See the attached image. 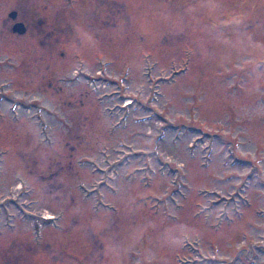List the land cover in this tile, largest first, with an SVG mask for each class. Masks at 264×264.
I'll return each instance as SVG.
<instances>
[{
	"label": "rangeland",
	"instance_id": "rangeland-1",
	"mask_svg": "<svg viewBox=\"0 0 264 264\" xmlns=\"http://www.w3.org/2000/svg\"><path fill=\"white\" fill-rule=\"evenodd\" d=\"M220 262L264 264V0H0V264Z\"/></svg>",
	"mask_w": 264,
	"mask_h": 264
},
{
	"label": "water",
	"instance_id": "water-1",
	"mask_svg": "<svg viewBox=\"0 0 264 264\" xmlns=\"http://www.w3.org/2000/svg\"><path fill=\"white\" fill-rule=\"evenodd\" d=\"M11 14H12V15H11L12 17H15L16 12H12ZM14 31H16V32H18V33H20V34H24L25 31H26V26H25V24L22 23V22H16V23L14 24Z\"/></svg>",
	"mask_w": 264,
	"mask_h": 264
},
{
	"label": "bare ground",
	"instance_id": "bare-ground-1",
	"mask_svg": "<svg viewBox=\"0 0 264 264\" xmlns=\"http://www.w3.org/2000/svg\"><path fill=\"white\" fill-rule=\"evenodd\" d=\"M130 102H131L130 99L127 98V99H126V102H125L124 104L127 105V104H129ZM17 188H21V183H18ZM45 218H52V215H51V214H47V215L45 216ZM222 263H223V262H220L219 264H222Z\"/></svg>",
	"mask_w": 264,
	"mask_h": 264
}]
</instances>
